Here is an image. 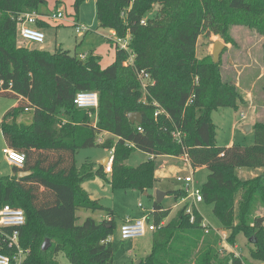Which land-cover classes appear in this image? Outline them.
Instances as JSON below:
<instances>
[{
    "label": "trees",
    "instance_id": "1",
    "mask_svg": "<svg viewBox=\"0 0 264 264\" xmlns=\"http://www.w3.org/2000/svg\"><path fill=\"white\" fill-rule=\"evenodd\" d=\"M85 1L74 0L76 20ZM58 3L55 0L54 10ZM95 3L98 28L112 29L119 39L131 36L134 66L124 64L129 53L116 43L115 61L106 68L95 53L81 58L78 51L72 54L63 47L53 52L22 43L18 38L19 15L44 12L42 7H49V0H0V95L18 99L0 119V128L6 144L26 154L24 167L13 166V174L0 175V209L10 204L26 213L20 242L30 252L23 264H65L61 257L69 264H114L110 236L115 213L109 209L108 218L101 222L89 216L78 223L81 208H105L83 183L98 176L113 188L145 193L154 189L156 161L164 155H187L192 167L209 169L201 193L221 222L218 231L228 230V241L233 245L237 235L243 234L254 244L251 257L264 261V122L252 125L255 140L251 145L219 144L213 110L226 106L238 109L245 100L235 82L222 79L219 61H200L195 55L198 39L206 30L220 33L215 7L221 0ZM223 4L247 14L264 13V5L255 0H223ZM156 6V16L142 24ZM38 25L47 26L44 21ZM136 69L151 75L154 84L147 90ZM117 81L119 86L114 85ZM96 90L100 94L99 107L92 110L97 114L94 122L85 109L77 107L74 98L80 91ZM27 107L33 109L32 121L20 122L18 115ZM134 111L142 113V123L130 121L129 113ZM104 132L110 136L100 143ZM96 146L114 149L111 171L102 164L96 168L90 160L77 164L80 149ZM136 149L150 157L131 166L127 159ZM239 168L259 172L253 178H242ZM21 171L32 174L20 178ZM167 194L176 201L188 196L183 186ZM190 205L189 201L184 203L165 223L171 209L154 200L157 228L152 250L140 264L256 263L222 252L219 232L204 224L195 204L188 213ZM46 238L51 246L43 250Z\"/></svg>",
    "mask_w": 264,
    "mask_h": 264
},
{
    "label": "rangeland",
    "instance_id": "2",
    "mask_svg": "<svg viewBox=\"0 0 264 264\" xmlns=\"http://www.w3.org/2000/svg\"><path fill=\"white\" fill-rule=\"evenodd\" d=\"M255 1L264 5V0ZM73 3L74 0H63V5H60L66 15V19L63 22H59L58 24L50 22L52 25L42 27L47 35V42L44 46L53 52L59 47H63L64 49L70 50L72 54L76 51L81 54H86V56L95 53L101 56V66L103 68L108 67L115 61V43L117 41L115 32L110 28H98L95 0H86L80 7L79 20L81 24L84 23L87 26L88 30L85 31L84 35H78L76 27L73 25V21L76 20ZM53 4L54 0H49V7L43 6L42 8L44 10L47 9V13H51L53 12L52 10H54ZM157 11L158 6L154 7L153 10L146 14V19L155 17ZM215 11L217 15L215 22L217 23L220 33L206 30L199 37L195 51L196 58L200 61L206 59L213 60L212 50L214 43L217 40L222 41L225 44V49L219 60L222 79H230L235 82L242 96L249 91L257 99H264V77H261V74L264 73V13L254 15L233 10L223 4V0H221V4L215 7ZM110 39L112 40L111 42L109 41ZM18 45L28 46L19 42ZM37 46L33 45L32 47L44 49L42 48L43 45ZM120 84V81L114 83L115 86H119ZM96 92L100 94L99 91L96 90ZM17 103L18 99L15 97L0 95V117ZM86 111L89 116L93 118L94 122H96V112L92 110ZM262 111L264 113V110ZM242 112L245 113L246 118H242ZM211 115L215 125V137L220 143L228 141L234 135L235 143L246 145L254 143V131L251 130L246 132L244 130V125L249 124L253 119V110L248 108L245 101L238 109L232 106L217 107L213 110ZM32 117L33 109L29 111L22 110L18 115V120L20 122L30 123ZM1 136L2 129L0 128V138ZM0 142V175H11L14 173V168L13 165L7 161L3 153L4 142ZM109 155H111V150L103 146L88 147L79 150L76 160L77 164L80 166L87 160L98 163L99 165L101 163L100 161ZM165 156L166 157L157 159V168L169 162L170 168L166 176L161 177L155 182V188L172 190L182 187V184L176 181L174 177L176 172L174 173V171L171 170V166L175 165L181 167V170L178 172L184 175L193 173L194 182L191 184V191L201 189L209 174V169L206 166L194 168L189 162L180 160V158H175V156L171 155ZM149 157L150 154L136 149L130 154L127 163L131 166H138L148 161ZM104 165L105 169H107L108 159L105 161ZM88 186V192L106 209L93 211L81 208L78 211V223H82L89 216L93 217L97 222H101L103 219L108 218L109 209L114 211V233L110 236V240L115 248L114 264H132L134 260L131 258L132 252L144 241L147 242L150 240L152 232L149 231L145 236L140 238L123 240L120 236V226L127 218H139L137 216L142 218L144 215H147L150 220L154 221L152 213V206L155 200L154 189L147 191L148 194L152 192L153 197H151L133 188H113L108 181L101 177L91 179ZM188 201L191 205L193 204L191 200L184 202L182 200L176 201L173 195H169L163 201L164 206L171 209V214L167 220L169 221L175 217L179 209ZM196 206L203 215L207 225L213 228L222 227L220 220L213 212L212 204L202 201L198 202ZM167 220L164 222L167 223ZM154 234L155 232L153 236ZM42 242L43 238L40 243ZM236 242L239 246V250L243 252L242 254L244 257L249 259L250 263H259V261L251 257L254 244H252L248 238L243 234H239L236 237ZM60 259L63 263L69 264L66 258L61 257ZM138 260L141 259L138 258ZM136 261L134 260V262Z\"/></svg>",
    "mask_w": 264,
    "mask_h": 264
},
{
    "label": "built area",
    "instance_id": "3",
    "mask_svg": "<svg viewBox=\"0 0 264 264\" xmlns=\"http://www.w3.org/2000/svg\"><path fill=\"white\" fill-rule=\"evenodd\" d=\"M59 3L63 0H57ZM66 19L65 12L62 7H59L51 13H42L39 11H32L22 13L18 17V38L22 43L43 45L47 40L46 32L38 25V22H63ZM142 24L147 23V19L144 18ZM73 25L76 27L78 35H84L85 31L88 30L85 24L79 23L77 20L73 21ZM131 36L128 35L126 38H117L116 44L119 49L128 51L129 58L125 61V65L134 66L135 54L130 48ZM81 58H86V54H81ZM138 77L143 84L145 90L150 84H154L151 75L145 70H137ZM0 88H3V82L0 81ZM192 100H190L191 102ZM74 102L77 107L85 110H96L99 107V94L96 91H80L74 98ZM27 111L30 107L26 108ZM160 113V110L156 111V115ZM242 118H246L244 112H242ZM142 130L141 128H139ZM176 137H180V133L175 134ZM102 140V139H101ZM100 140V141H101ZM111 150V155L108 158V168L106 171L112 170V164L114 162V149ZM3 153L6 156L7 161L18 168H22L26 162V154L20 152L10 146L3 148ZM187 157V155H185ZM188 159V157H187ZM176 181L180 182L182 186L188 192V196L182 201L191 200L193 204L202 202L204 197L201 193V189H190L191 184L194 182L193 174H182L178 173L175 175ZM192 205L187 208V212H191ZM193 220V218H192ZM27 216L23 209L13 207L10 204L4 205L0 209V264H23L30 250L24 248L21 245V231L20 228L26 224ZM164 224V222H163ZM204 224L207 225L204 221ZM157 225L154 221L150 220L147 216L142 218L131 219L127 218L120 226V236L123 240L131 238H140L145 236L149 231L154 232ZM218 231L219 228H214ZM221 235L220 249L222 252L234 253L237 257H242L243 254L239 250L237 244L233 245L228 241V231H218ZM7 252H5L4 250ZM264 264V261L255 263Z\"/></svg>",
    "mask_w": 264,
    "mask_h": 264
},
{
    "label": "crops",
    "instance_id": "4",
    "mask_svg": "<svg viewBox=\"0 0 264 264\" xmlns=\"http://www.w3.org/2000/svg\"><path fill=\"white\" fill-rule=\"evenodd\" d=\"M55 5V0H54V4H53V6ZM60 5H63V2H61V3H58V6L60 7ZM42 13H47V9L46 10H44V12H42ZM79 23H80V20L78 19L77 20ZM48 26H50V25H52L50 22H45ZM55 24H57V23H55ZM82 24H84V23H82ZM46 42H47V40H46ZM46 42L43 44V46H42V48H44V49H46V50H49V48H47L46 46H44L45 44H46ZM38 47H40V46H38ZM49 51H51V50H49ZM262 76L261 77H264V73H262L261 74ZM244 100H245V102H246V104H247V106H248V108L249 109H251V110H253V119L249 122V124H254V123H256L257 121H263L264 122V113H263V111L262 110H264V99H257L251 92H247L246 94H244ZM257 99V100H256ZM257 102H259V103H257ZM15 106V105H14ZM261 110V111H260ZM2 117H0V119H1ZM110 136V133H106V132H104L103 134H101V137H99L100 138V142H103V141H105L106 139H107V137H109ZM0 141H3L4 142V147L5 146H7V144H6V141H5V139H4V136H3V133H2V136H1V138H0ZM217 142L219 143V144H221V145H226V146H229V145H232L233 143H235V135L234 136H232L228 141H223V143H220V141H218L217 140ZM1 143V142H0ZM110 156V155H109ZM109 156H106L105 158H103L100 162V164H102L104 167H105V165L103 164V162L105 163V161L109 158ZM160 157H166L165 155L164 156H159L158 158H160ZM157 158V159H158ZM175 158H180V160H184V161H187V162H189V160L187 159V157L184 155V156H180V157H175ZM178 160V159H177ZM179 161V160H178ZM170 163V162H169ZM169 163H167L166 165H163V166H159L158 168H157V170H156V178H157V180H159L161 177H163V176H166L167 174H168V169L170 168V166H169ZM190 163V162H189ZM97 164V166H96V168L100 165H98V163H96ZM169 167H168V166ZM80 166V165H79ZM14 168V167H13ZM171 170H173L174 171V173L176 172L177 174L178 173H180V172H178L179 170H181V167H179V166H175V165H173V166H171ZM258 170H249V169H247V168H239L238 169V175L240 176V177H242V178H253V177H255L257 174H258ZM176 173H175V175H176ZM187 174H193V173H187ZM175 175H174V177H175ZM95 178H100V177H95ZM91 180V179H90ZM90 180H87V181H85L84 183H83V187L88 191L89 190V186H88V183H90ZM157 190V188H155L154 187V191H156ZM162 190H164V191H168V190H170V189H166V188H163ZM91 194V193H90ZM143 194H146V192L145 193H143ZM151 194H152V192H151ZM148 195V194H147ZM169 195L167 194V196L165 197V199L168 197ZM91 197L92 198H94L93 197V195L91 194ZM95 199V198H94ZM164 199V200H165ZM154 203V202H153ZM152 213H153V206H152ZM144 216H147V215H144ZM137 217H139L140 218V216H137ZM168 221V220H167ZM170 221V220H169ZM152 246H153V232L151 233V238H150V240H148L147 242H143L137 249L135 248L134 249V252H132V254H131V258H132V260L134 259L135 261L136 260H138V258L139 259H141V258H143V257H145V256H147L150 252H151V250H152ZM237 246H238V244H237ZM239 247V246H238ZM241 253H243V252H241ZM134 260H133V262H134Z\"/></svg>",
    "mask_w": 264,
    "mask_h": 264
},
{
    "label": "water",
    "instance_id": "5",
    "mask_svg": "<svg viewBox=\"0 0 264 264\" xmlns=\"http://www.w3.org/2000/svg\"><path fill=\"white\" fill-rule=\"evenodd\" d=\"M224 49H225V44L222 41L217 40L214 43L212 55H213V60L215 63H217L220 60V57H221ZM129 118H130V121L132 123H142L143 122V115L139 111L130 112ZM244 130L246 132L251 131L252 130V124L244 125ZM103 164H104V162H103ZM31 174H32V171H21L18 174V176L21 178V177L29 176ZM146 194H148V193L146 192ZM166 196H167V191H164L161 189H157L155 191V201L158 203H162ZM50 246H51V240L49 238H46L43 245H42V249L48 250ZM140 263H141V260L136 261V264H140Z\"/></svg>",
    "mask_w": 264,
    "mask_h": 264
}]
</instances>
